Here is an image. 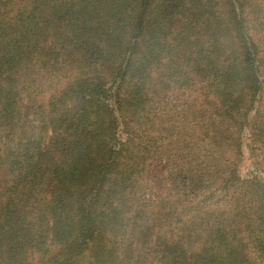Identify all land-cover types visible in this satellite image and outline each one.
<instances>
[{
  "label": "trees",
  "instance_id": "obj_1",
  "mask_svg": "<svg viewBox=\"0 0 264 264\" xmlns=\"http://www.w3.org/2000/svg\"><path fill=\"white\" fill-rule=\"evenodd\" d=\"M0 264H264V0H0Z\"/></svg>",
  "mask_w": 264,
  "mask_h": 264
}]
</instances>
